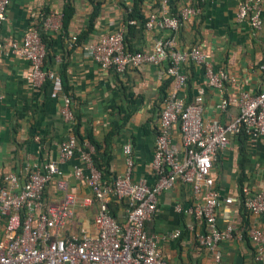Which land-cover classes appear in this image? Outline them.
Here are the masks:
<instances>
[{
  "label": "crops",
  "instance_id": "crops-1",
  "mask_svg": "<svg viewBox=\"0 0 264 264\" xmlns=\"http://www.w3.org/2000/svg\"><path fill=\"white\" fill-rule=\"evenodd\" d=\"M125 5L121 0H11L0 26V185L6 174H14L23 184L28 170H42L48 163L57 165L75 197L74 215L58 230L60 237L79 228L94 232L98 210L90 190L74 178V169L82 166L79 155L59 162L60 144L74 136L76 125L79 135H91L97 144L94 154L105 164L104 180L113 182L125 172L122 149L128 143L133 180H143L149 186L156 181L151 164L159 114L170 83L165 74L167 63L115 74L83 56L84 46L120 29L126 33L127 48L134 51H148L154 40L171 35L165 30L148 31L139 23H129L133 27L128 30ZM190 5L197 12L174 34L177 49L198 47L215 71L225 72L234 82L226 83L223 93L217 92L207 85L203 66L187 62L182 66L187 76L183 96L187 102L202 98L205 121L228 124L238 109L230 106L221 111L222 98H235L243 91L257 94L263 85L259 65L264 59V13L261 29L252 31L247 22L236 20L237 0H191ZM185 6V0L178 3V9ZM68 8L72 15L64 24ZM139 9L145 18L157 15L161 0H141ZM33 29L45 39L43 69L60 77L62 90L71 99L74 125L63 120V102L52 97L50 82L39 88L30 85L26 79L29 62L11 53V44L20 42ZM170 135L172 143L181 148L177 125ZM211 175L222 199L231 198L230 203H221L216 214L217 228L231 227L233 231L232 238L218 245L222 261L254 264L248 230L257 228L264 234V216L252 215L243 207L242 189L248 188L250 194L264 191V137H247L241 143L235 135L230 136L228 147L213 163ZM62 196L51 182L45 189L44 203L59 206ZM193 199L192 186L176 182L161 193L156 213L145 223L146 233L158 238L160 254L169 264H214L212 253L198 244V236L208 233L209 228L184 212L193 205ZM108 208L113 218L125 224L124 200L112 199ZM2 232L0 220V235ZM176 232L179 236L172 238Z\"/></svg>",
  "mask_w": 264,
  "mask_h": 264
},
{
  "label": "built area",
  "instance_id": "built-area-1",
  "mask_svg": "<svg viewBox=\"0 0 264 264\" xmlns=\"http://www.w3.org/2000/svg\"><path fill=\"white\" fill-rule=\"evenodd\" d=\"M128 4L129 0H121ZM185 0L186 6L178 16H170L171 0H161V10L147 17L144 27L170 32L166 39H156L148 51H130L125 44L123 29L102 35L95 43L83 47V56L99 65L102 70L121 74L128 68L167 63L166 76L170 79L160 114L159 127L151 168L156 181L151 186L143 180H133V160L130 144L123 146L126 170L112 183L106 184L92 161L94 147L87 141L85 150H79L74 136L61 142L59 162L70 160L79 150L81 167L74 169V178L87 187L98 210L93 219L94 232L79 228L75 233L60 237L58 230L73 217L74 195L69 191L62 171L54 163L42 170H28L26 180L20 184L17 176L6 174L0 185V220L3 232L0 235V264H169L160 254L158 238L148 235L145 223L157 210V201L164 190L176 182L192 186L194 203L184 210L209 228L208 233L198 236L200 247L213 255L214 264H225L218 245L233 236L231 227L217 228L216 214L222 199L215 188L211 175L217 161L229 144V138L244 131L247 137H264V59L259 65L263 85L257 94L241 92L235 98H222L221 111L230 106L238 109L237 116L228 124L203 119V100L196 97L187 102L183 94L187 88V76L182 66L191 62L204 68L207 85L223 93L228 82H234L225 72L215 71L208 57L198 48L188 51L177 49L174 34L187 18L197 12ZM11 0H0V26L3 24ZM264 0H237L236 20L247 22L252 31L262 27ZM133 24V21L130 22ZM76 41V37L73 38ZM1 48V45H0ZM11 53L29 62L27 81L39 88L50 82L52 97L63 102V120L75 124L71 99L62 90L60 77L43 69L46 46L40 33L33 29L20 42L11 44ZM3 96L0 93V103ZM178 126L181 148L172 143L170 130ZM55 183L62 192L59 206H47L44 192L48 184ZM243 207L252 215L264 216V191L250 194L242 189ZM112 199L124 200L125 224H120L109 211ZM88 202V201H87ZM178 212L182 211L177 207ZM179 232L172 234L177 238ZM253 245L254 264H264V234L257 228L248 230Z\"/></svg>",
  "mask_w": 264,
  "mask_h": 264
},
{
  "label": "trees",
  "instance_id": "trees-1",
  "mask_svg": "<svg viewBox=\"0 0 264 264\" xmlns=\"http://www.w3.org/2000/svg\"><path fill=\"white\" fill-rule=\"evenodd\" d=\"M181 0H171L170 4H169V14L170 16H178L180 9H178V3ZM131 4H126L125 10H126V22L128 24V30L131 29L133 26H130L132 24L129 25V23L131 21H133V25L139 23L140 25H144L146 23L147 17L145 18L141 13H140V9H139V4L141 2V0H132ZM199 2V0H198ZM72 15V10L70 8L66 9L64 11V24L70 19ZM92 24V23H91ZM90 24V27H92ZM40 37L42 39V42L44 43V37L42 34H40ZM45 44V43H44ZM125 44H126V33H125ZM127 48V46H126ZM128 49V48H127ZM129 50V49H128ZM130 51H134V50H130ZM191 63V62H190ZM73 133H74V137L76 139L77 142V146L79 150L84 151V143L87 141L88 143H90L94 149H96V143L93 140V137L91 135H89L87 138H83L81 135H79L78 133V127L77 125L73 128ZM238 139L239 142H244V140L247 138L245 132L242 130L240 131V133H238L237 135H235ZM79 150H76L75 154L79 153ZM92 161L93 164L95 166V168L100 172L101 176H102V180H104V178H106L105 176V164L99 162V159L95 156V154H92ZM107 183L106 184H110L112 183V181H108V180H104ZM244 236L246 235V230L244 231Z\"/></svg>",
  "mask_w": 264,
  "mask_h": 264
}]
</instances>
